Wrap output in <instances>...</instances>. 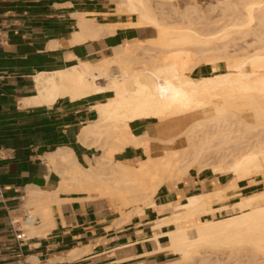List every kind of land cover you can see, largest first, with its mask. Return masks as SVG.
I'll return each instance as SVG.
<instances>
[{
  "label": "bare ground",
  "instance_id": "1",
  "mask_svg": "<svg viewBox=\"0 0 264 264\" xmlns=\"http://www.w3.org/2000/svg\"><path fill=\"white\" fill-rule=\"evenodd\" d=\"M170 1L116 0L117 13L136 15L138 19L132 26H153L157 36L147 43L145 40L127 41L113 48L112 55L102 57L96 63L80 61L72 67L36 75L38 93L26 99L24 104L51 105L61 97L78 100L95 93L112 92L109 99L94 107L98 118L81 131L83 144L100 151L95 162L84 167L77 162L72 150L60 149L47 155V161L62 178L59 190L29 189L27 203L38 205L40 212L45 211L42 226L30 227L38 235L48 230L52 223L51 206L55 201L60 204L59 191H87L108 197L117 211L128 219L136 213L141 214L144 206L153 204V196L166 181L182 179L192 168L231 173L234 180L229 188L236 187V182L241 179L264 177V43L256 46L252 53L248 49L243 55L230 54L226 44L227 40L235 41L241 35V39H245L251 34L254 21L264 25V0L221 1L226 7H222L218 15L217 22L223 31L219 33L217 28L218 34L215 33L217 25L210 23L214 19L210 13L202 27L196 24L198 18L191 17L190 13L185 14L183 25H170L166 15L157 11ZM84 15H79L81 32L75 34L73 43L111 33L117 26L98 25L93 19L90 22L85 17L89 21L86 20ZM204 24L213 26L210 27L213 32L208 30V35L220 34L219 37H208L203 32L207 27ZM251 32L255 36V32ZM236 34L240 36L235 37ZM263 37L260 36L259 41L264 40ZM217 40L224 44L219 50L205 48L209 43L217 47L220 43L216 46L214 41ZM208 50L209 53L213 50L212 54L221 51L222 55L214 57L211 54L209 58ZM201 59L204 64L225 60L229 73L191 76L190 72L199 66ZM102 80L107 83L102 84ZM141 117L160 121L191 120L181 133L168 139H156L161 143L176 144L177 138L184 135L186 147L153 156L151 142L155 139L134 136L129 128L131 120ZM128 145L142 147L147 154L138 166L114 161L115 153ZM219 193L215 191L190 198L188 215L207 214L206 199H215ZM259 201H264V188L243 196L236 207L244 210L237 215L179 227L168 233L170 247L180 254V259L170 264H206L207 260L212 264L219 261V252L224 250L233 255L247 249L248 253L254 254L248 255L255 260L256 256H264V205H259Z\"/></svg>",
  "mask_w": 264,
  "mask_h": 264
},
{
  "label": "crops",
  "instance_id": "2",
  "mask_svg": "<svg viewBox=\"0 0 264 264\" xmlns=\"http://www.w3.org/2000/svg\"><path fill=\"white\" fill-rule=\"evenodd\" d=\"M116 9V0H0V264H170L180 254L170 247L168 233L237 215L244 210L236 207L243 196L261 189L263 181L258 177L238 180L236 187L229 188L234 180L231 173L192 168L182 179L166 181L153 196L154 205L144 206L141 214L128 219L108 197L59 191L61 201L52 203L48 230L38 235L25 227L27 239L22 243L16 239L8 214L18 208L35 210L27 203L29 189L55 192L60 188L62 178L47 161L48 154L66 148L84 167L95 162L100 151L83 144L81 131L98 118L94 107L112 92L78 100L61 97L51 105L24 101L38 93L37 74L80 61L96 63L127 41L146 39L149 26H132L137 16L118 14ZM80 14L98 25L117 26L111 33L73 43L81 32ZM213 71V65L202 64L191 76ZM175 121L183 130L179 118L141 117L131 120L129 128L134 136L154 138L151 154L158 156V140L177 135L169 128ZM146 158L144 148L133 145L114 155L115 162L134 166ZM215 191L221 193L206 199L207 214L188 215L190 198ZM42 224L41 219L36 227Z\"/></svg>",
  "mask_w": 264,
  "mask_h": 264
},
{
  "label": "rangeland",
  "instance_id": "3",
  "mask_svg": "<svg viewBox=\"0 0 264 264\" xmlns=\"http://www.w3.org/2000/svg\"><path fill=\"white\" fill-rule=\"evenodd\" d=\"M195 1V2H194ZM221 1H223V0H171L170 2L171 3H168V5H165V7H158V12L160 13H162V15H166L165 17L167 18V21L170 23V25H183L184 24V22H186L185 20H186V18H185V14L186 13H190V15H192L191 17H197L198 19H199V21H197L196 20V24L197 25H200L199 27H202V24H203V22L205 21V23L207 22V18H206V16H207V14H209V15H212V16H214V19H212L211 20V24H216L215 26H216V30L215 31H217V28L219 29V33L220 32H223L222 31V28H221V24H219L218 25V22H217V20L220 18V17H218V15L221 13V11H222V9L224 8V6L226 5H224V3L222 4L221 3ZM225 1V0H224ZM229 1H231V0H229ZM234 1V0H233ZM238 1H240V0H238ZM242 1V0H241ZM157 2V1H156ZM156 2H154L155 3V5L157 4ZM187 2V3H186ZM193 2V3H192ZM234 2H237V0H235ZM184 3V4H183ZM227 3H229L228 1H227ZM171 4H173V5H171ZM202 6V7H201ZM209 6V7H208ZM217 6V7H216ZM187 7V10L185 9ZM223 7V8H222ZM226 7V6H225ZM196 8H197V10H196ZM221 8V9H220ZM203 11H202V10ZM179 11V12H178ZM183 12V13H182ZM220 12V13H219ZM227 12V11H226ZM233 12V11H232ZM164 13V14H163ZM197 13V14H196ZM199 13V14H198ZM228 13V12H227ZM202 14V15H201ZM229 14H231V11H230V13ZM196 15V16H195ZM199 15V16H198ZM259 15H262V14H259ZM136 16V15H135ZM169 16V17H168ZM217 16V17H216ZM177 18V19H176ZM205 18V19H204ZM179 20H181V21H179ZM257 21V20H256ZM256 21H254L253 22V27H252V30L255 32V36L254 35H252L253 33L250 31L249 33H251V34H248V36L247 37H245V39L244 38H242L241 39V37H242V35H241V37L239 38L238 37V35L236 34V36L235 37H238V39L237 38H235V41H233L234 39H230V40H232V41H230V40H227L228 41V43H229V45H228V43H226L227 44V46H228V52L230 53V52H232V53H230V54H237V53H239L238 55H243V52H244V54L246 53V52H248V49H249V52H253L254 50L253 49H255L256 48V46H259L260 44H262V42L264 43V40L262 39V41H259V37L261 36V37H263V33H264V28L262 29V27H264V25L261 27L260 25H259V23H257ZM197 22H199V23H197ZM215 22H217V23H215ZM255 24V25H254ZM205 26H207L206 24H204ZM203 25V28H205V26ZM209 26V25H208ZM207 26V27H208ZM214 26V27H215ZM218 26H220V27H218ZM260 26V27H259ZM198 27V26H197ZM206 27V29H204V30H206V31H204L203 30V32H206V34H207V36L208 37H213L214 38V33H212L213 35H208L209 34V32H208V30L210 31V30H212L210 27H213V26H210V27H208V28H210V29H208ZM229 27H231V26H229ZM203 28H201V30L203 29ZM221 28V29H220ZM224 28V27H223ZM228 28V27H227ZM147 29H148V33H147V37H146V39H143V40H145L146 41V43H147V40H149V39H154L156 36H157V32H156V28H154L153 26H149V27H147ZM254 29H256L257 31H255ZM261 30L262 31V33H261V31H259V30ZM221 30V31H220ZM214 31V32H215ZM202 32V31H201ZM211 32H213V31H210V33ZM215 33H217L218 34V31L217 32H215ZM261 33V34H260ZM216 34V35H217ZM220 35V34H219ZM219 35H217L218 37H219ZM260 35V36H259ZM217 36H215V37H217ZM240 36V35H239ZM233 38V37H232ZM264 38V37H263ZM238 40V41H237ZM241 40V41H240ZM223 43L224 42H226V40L224 41V39H222L221 40ZM247 41H249L248 43H247ZM258 41V42H257ZM218 42H220L219 40H217V41H214V43H215V45L218 43ZM222 42H220V43H218L219 45L217 46V47H213V46H211L210 45V43L208 44V47H205V48H209V50H210V48H219L222 44ZM261 42V43H260ZM136 42H133V44H135ZM213 43V44H214ZM235 43V44H234ZM257 43V44H256ZM212 44V43H211ZM212 44V45H213ZM224 45V44H223ZM222 45V46H223ZM242 47H241V46ZM210 46V47H209ZM231 48V49H230ZM206 49V50H207ZM236 49V50H235ZM242 49V50H241ZM209 50H208V53H209ZM216 50V49H215ZM219 50V49H218ZM212 52H213V50H212ZM212 52L211 53H209V54H207L208 55V57L210 58L211 56H209V55H211L212 54ZM221 52V51H220ZM219 52V54H220V56L222 55V52L220 53ZM112 53H113V51H112ZM112 53L110 54V55H112ZM217 53V52H216ZM214 54V55H213ZM212 54V56H214V57H220L219 56V54H215V52ZM222 60V59H221ZM221 60H217V61H214V62H212V63H207V64H209V65H213V67H214V71H213V73L212 74H214V73H216V72H224V73H229V69H228V67L226 66V61L225 60H223V61H221ZM204 60H199V66L200 65H202V64H204ZM113 71H116V68H113ZM192 73V71L190 72V74ZM211 74V75H212ZM101 83L103 84H105V83H107V80H102L101 81ZM179 119H181V118H179ZM182 120V122H183V124H184V128H183V130L186 128V126L191 122V120H187L186 118H182L181 119ZM187 121V122H186ZM169 128L172 130L171 132H173V133H181L183 130H182V127L179 125V121H175V122H173L170 126H169ZM182 130V131H181ZM175 136V135H174ZM185 139V136L184 135H181V137L179 136L178 138H177V140H176V144L175 143H173V144H170V143H161V142H159V151L156 153V155H163V154H165L166 153V151H168V150H179V149H181V148H184V147H186V143L185 142H183V140ZM253 177H258L259 179H261V181H263L262 182V184H261V189L262 188H264V177H262V176H252L251 178H253ZM259 205H264V201H259V203H258ZM28 206H34L35 207V210H34V213L36 214V215H38V216H40L41 217V219H42V221H43V223L45 222V216L43 215L44 214V212L45 211H42V212H40L39 211V206L38 205H35V204H29ZM231 252L229 251V250H224V251H221V252H219V257H220V259H219V261L218 262H212V264H264V256L263 255H261V258H259L260 256H256V260L252 257L251 258V256H249V255H251L252 254V256L254 255L253 253H248V250L247 249H245V250H241V251H238V252H236V253H234L233 255H231L230 254ZM249 254V255H248ZM217 257V256H216ZM213 258H215L214 256H213ZM250 258V259H249ZM259 258V259H258ZM249 259V260H248ZM252 259V260H251ZM251 260V261H250ZM208 262L206 263V264H209L211 261H209V260H207ZM176 262V261H175ZM198 262V261H197ZM196 262V263H197ZM211 264V263H210Z\"/></svg>",
  "mask_w": 264,
  "mask_h": 264
},
{
  "label": "built area",
  "instance_id": "4",
  "mask_svg": "<svg viewBox=\"0 0 264 264\" xmlns=\"http://www.w3.org/2000/svg\"><path fill=\"white\" fill-rule=\"evenodd\" d=\"M16 213H9V219L12 228L17 232L16 239L22 243L27 239V233L25 227L38 226L41 223L40 216L34 213L32 208L26 207L23 209H17Z\"/></svg>",
  "mask_w": 264,
  "mask_h": 264
}]
</instances>
